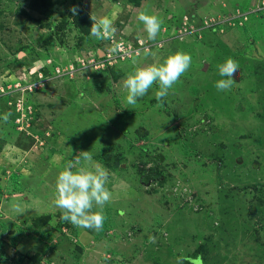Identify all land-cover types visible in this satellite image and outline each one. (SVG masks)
<instances>
[{"label":"rangeland","instance_id":"obj_1","mask_svg":"<svg viewBox=\"0 0 264 264\" xmlns=\"http://www.w3.org/2000/svg\"><path fill=\"white\" fill-rule=\"evenodd\" d=\"M263 1L0 0V264H264ZM74 6L110 38H85ZM178 51L191 66L162 103L153 84L127 104L126 76ZM227 58L241 77L218 91ZM82 150L109 172L100 232L52 203Z\"/></svg>","mask_w":264,"mask_h":264},{"label":"clouds","instance_id":"obj_2","mask_svg":"<svg viewBox=\"0 0 264 264\" xmlns=\"http://www.w3.org/2000/svg\"><path fill=\"white\" fill-rule=\"evenodd\" d=\"M70 11L74 15L78 14V8L75 6ZM90 18L92 20L90 35L97 40L110 38L115 31L112 19L107 16L98 18L93 14ZM137 19L143 25L147 38L151 41L156 40L161 31L160 19L147 12L139 13ZM118 49L119 45L114 44L112 51L116 52ZM143 54L145 57L154 55L149 48H144ZM191 61L190 54L178 51L167 56L162 63L137 67L123 80L122 87L127 93L125 102L135 105L138 98L144 97L153 84H158L159 90L156 91L155 97L158 103H162L169 90L188 71ZM238 70V62L232 58H227L220 64L219 75L227 79L216 81L217 90H230L234 84L232 77ZM11 115L10 112L5 113L0 119L6 123ZM108 181V170L93 161L90 151L82 150L70 158L55 180L52 203L60 210V219L77 228L102 231L106 219L103 210L105 205L112 201V192L106 186ZM13 207L15 211H21L18 205ZM155 242V237L149 236V243Z\"/></svg>","mask_w":264,"mask_h":264},{"label":"trees","instance_id":"obj_3","mask_svg":"<svg viewBox=\"0 0 264 264\" xmlns=\"http://www.w3.org/2000/svg\"><path fill=\"white\" fill-rule=\"evenodd\" d=\"M131 1L133 3H135L136 5H140L142 0H131ZM90 17H91L90 13H88L84 10H80V11H78V14L74 15V18L72 21L73 24L82 33V35L87 39L90 36V29H91V25H92V20ZM53 31H54V28L51 27L50 32L47 33L46 35H44V37L47 39H51L53 37ZM44 218H46V217H44ZM38 220H40V219H38ZM32 257L35 258V255H33Z\"/></svg>","mask_w":264,"mask_h":264},{"label":"water","instance_id":"obj_4","mask_svg":"<svg viewBox=\"0 0 264 264\" xmlns=\"http://www.w3.org/2000/svg\"><path fill=\"white\" fill-rule=\"evenodd\" d=\"M234 77L236 78V79H240V77H241V75H240V70H238L237 71V73L234 75Z\"/></svg>","mask_w":264,"mask_h":264},{"label":"built area","instance_id":"obj_5","mask_svg":"<svg viewBox=\"0 0 264 264\" xmlns=\"http://www.w3.org/2000/svg\"><path fill=\"white\" fill-rule=\"evenodd\" d=\"M262 4H263V6H264V1H263V3H262ZM142 44H143V43H142Z\"/></svg>","mask_w":264,"mask_h":264}]
</instances>
